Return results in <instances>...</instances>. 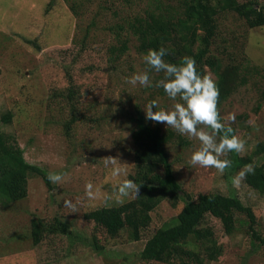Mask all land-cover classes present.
<instances>
[{
  "label": "rangeland",
  "instance_id": "1",
  "mask_svg": "<svg viewBox=\"0 0 264 264\" xmlns=\"http://www.w3.org/2000/svg\"><path fill=\"white\" fill-rule=\"evenodd\" d=\"M51 1L0 0V130L17 139L28 163L48 175L66 173L50 186L42 176H32L25 200L9 206L0 201V264H147L139 259L147 239L173 224L181 202L174 206L163 201L141 241H132L126 232L120 239L104 236L102 253L89 245L93 223L83 215L102 205L126 203L135 196L118 191V186L135 174L136 145L128 114L140 107L146 116V108L154 100L157 110H171L182 101L128 82L134 73L149 72L134 40L117 65L109 62L108 48L118 43L111 27L119 19L106 0H54L48 11ZM149 1L133 0L124 15L142 14ZM72 2L80 14L73 12ZM221 25L212 53L223 57L225 64L235 60L241 65L245 83L220 110L224 122L238 129L237 136L245 141L240 153L248 156L264 141V26L250 29L233 13L227 14ZM224 39L231 41L229 53L234 60L224 55ZM83 44L88 47L85 51ZM206 71L215 80V75ZM149 75L153 81V74ZM76 91L81 104L72 97ZM8 113L12 122L6 124L2 116ZM149 121L163 131L180 134L163 123ZM198 127L212 132L204 125ZM181 136L189 143L183 146L173 139L168 150L183 190L195 198L201 192L230 195L235 191L245 205L254 208L259 233L264 236V198L245 184L244 176L239 184L234 183L241 171L228 179L224 170L192 165L190 157L200 141ZM216 139L219 141L217 135ZM115 167L122 169L120 175H112ZM89 182L90 190L86 187ZM36 218L46 224L58 218L70 225L69 232H51L35 245L32 224ZM207 222L223 253L205 264H264V245L254 239L252 231L245 234L244 228L242 233L228 236L218 219L208 217Z\"/></svg>",
  "mask_w": 264,
  "mask_h": 264
},
{
  "label": "trees",
  "instance_id": "2",
  "mask_svg": "<svg viewBox=\"0 0 264 264\" xmlns=\"http://www.w3.org/2000/svg\"><path fill=\"white\" fill-rule=\"evenodd\" d=\"M70 2V0H66ZM73 1V0H72ZM133 0H106L119 21L111 27L117 44L108 48L109 62L117 65L120 59L130 50V43L136 42V50L143 57L148 49H158L163 46L168 49L165 60L179 64L182 58L189 56L195 59L197 70L201 75H207V69L215 75V82L219 88L217 108L225 127H231L236 135L238 129L226 124L221 114V107L245 83L241 80V65L230 57V40L224 39V55H229L231 61L225 64V59L212 53V45L222 30L221 21L227 14L233 13L250 28L264 26V2L260 0H151L142 8V14L134 17L124 15L132 7ZM71 3L74 13L80 14L75 4ZM118 4L124 8L118 10ZM131 4V5H130ZM55 1L48 4L51 11ZM108 8V9H109ZM25 39V38H24ZM26 40V39H25ZM32 43L30 40H26ZM222 45V43H221ZM232 45V44H231ZM88 47L83 44L82 51ZM80 55V52H79ZM145 67L153 74L152 86L148 87L165 95L162 87L156 82L165 79L164 73L156 72L146 63ZM78 92L72 97L80 101ZM264 97V94H263ZM179 100V96L177 97ZM264 99V98H263ZM74 105L72 109H74ZM91 108V107H89ZM132 123V134L136 145L135 174L131 179L137 182L139 192L132 200L113 206H99L88 210L83 217L93 223L89 245L98 253L105 250L101 241L104 236L120 239L123 233H128L132 241L143 240L144 231L153 221V213L163 201L170 204L182 203V208L173 224L158 229L149 239L139 254V259L147 264L158 262L164 264H205L218 259L223 251L218 247L212 226L208 224V217L218 219L226 235L253 232V237L264 245V236L255 210L244 204L242 199L231 191L230 195L201 192L195 198L186 193L177 180L174 164L170 160L169 145L179 140L180 145L189 142L172 130L163 131L159 126H153L146 119L142 109L138 107L134 114L129 113ZM76 118V117H75ZM74 120V119H72ZM3 123L12 122V114L2 116ZM208 128V127H207ZM212 131L210 128H208ZM216 135L221 138L223 130ZM174 139V140H173ZM24 150L17 139L0 130V201L4 206L23 201L29 194V179L32 176H42L48 186L51 181L45 170L30 164L24 157ZM231 165L224 169L225 177L232 179L244 170V181L249 188L264 198V141L259 142L253 154L242 156L235 150L224 155ZM262 159L258 163L257 159ZM256 159V160H255ZM252 164L254 172H247L245 166ZM32 238L35 245H39L47 234L60 231L67 234L70 225L58 218L53 223L46 224L43 220L33 219ZM257 227V229H256ZM38 264V263H32Z\"/></svg>",
  "mask_w": 264,
  "mask_h": 264
},
{
  "label": "clouds",
  "instance_id": "3",
  "mask_svg": "<svg viewBox=\"0 0 264 264\" xmlns=\"http://www.w3.org/2000/svg\"><path fill=\"white\" fill-rule=\"evenodd\" d=\"M168 54L166 47L158 49H148L147 54L142 57L145 63L156 72H163L165 79L156 82L157 87H162L169 98L175 100L178 96L182 102H177L171 110H157V102L146 108V119L160 122L165 127H172L182 135L195 137L200 141V147L193 151L190 157L192 165L203 167H214L223 172L231 165L229 159H221V156L233 150L239 152L243 150L245 141L232 133L231 127H225L217 108L219 88L216 82L209 75H201L197 70V64L194 58L185 56L182 63L174 64L166 61L164 58ZM128 82L135 86L137 84L144 87H151L152 80L148 71L134 73L129 77ZM155 108V111L153 110ZM204 125L212 130L205 131L198 127ZM223 130V135L217 141L216 133ZM247 172H254L252 164L245 166ZM122 169L115 167L112 169V175H120ZM246 174L242 170L234 183L239 184L240 179ZM66 173L50 172L48 179L57 183L61 181ZM139 184L133 179H125L119 186L118 191L124 195H137ZM89 190L92 188L91 182L86 186ZM91 196V191L88 192ZM71 205V201H65Z\"/></svg>",
  "mask_w": 264,
  "mask_h": 264
}]
</instances>
